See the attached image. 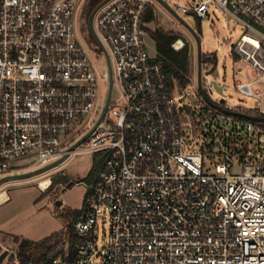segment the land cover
Returning <instances> with one entry per match:
<instances>
[{
    "label": "built area",
    "instance_id": "obj_1",
    "mask_svg": "<svg viewBox=\"0 0 264 264\" xmlns=\"http://www.w3.org/2000/svg\"><path fill=\"white\" fill-rule=\"evenodd\" d=\"M212 2L246 30L230 55L252 68L254 81L236 86L254 107L214 98L217 63L206 58L202 91L197 57L186 85L168 79L144 42L152 0L96 12L105 71L78 38L84 0H0V180L100 155L83 208L52 243L3 245L1 264H264V121L252 119H264V91L253 90L264 85V0H197L178 12L203 22ZM111 74L121 94L101 120Z\"/></svg>",
    "mask_w": 264,
    "mask_h": 264
},
{
    "label": "rangeland",
    "instance_id": "obj_2",
    "mask_svg": "<svg viewBox=\"0 0 264 264\" xmlns=\"http://www.w3.org/2000/svg\"><path fill=\"white\" fill-rule=\"evenodd\" d=\"M84 1V11L79 15L80 18L77 21L78 38L81 44L89 50L99 69L105 71L108 69V63L104 51L88 27L89 15L86 11L90 0ZM195 1L197 0H163L168 8L183 21L182 23L166 7L152 0L156 20L148 23V31L144 39L149 54L151 57L157 56L156 44L151 37V32L159 26L166 32L179 34L182 40L189 43L191 69L193 70L197 48L196 41L185 25L189 26L200 36L202 58H217V65L212 64L210 71L220 86H226L224 92L220 93L212 85L210 90L214 98L225 100L231 106L254 107L257 102L253 98L242 94L236 86L239 83L254 81L252 68L237 59L235 60L230 55L236 41L246 30L233 16L224 12L215 2L209 5L210 15L201 22L199 27L195 16L178 12V7L189 8L195 4ZM199 29L201 33H199ZM253 90L264 91V85L254 84ZM120 94L121 87L116 83L113 88V98L120 97ZM99 160L100 155L98 154L79 153L72 156L55 171L27 179L8 180L2 184L0 193L7 189L9 199L6 203L0 204V248L8 243L11 245L17 243L15 237H23L38 242L53 234H59L64 223L67 220L71 221V218L83 208L87 189L82 182L88 178L95 163ZM59 173L64 174L66 177L59 176ZM50 177H53L52 186L47 192H42L37 183ZM63 179L69 180L74 186L69 188V184L64 182ZM64 189H66L65 192L59 198L62 200L63 206L57 207L55 201ZM97 226L98 243L104 245L109 235V215L104 214L99 217ZM58 230L60 231L57 232Z\"/></svg>",
    "mask_w": 264,
    "mask_h": 264
},
{
    "label": "trees",
    "instance_id": "obj_3",
    "mask_svg": "<svg viewBox=\"0 0 264 264\" xmlns=\"http://www.w3.org/2000/svg\"><path fill=\"white\" fill-rule=\"evenodd\" d=\"M103 0H90L87 5V14L90 15V13L93 11L95 7H97ZM190 15H193V13H189ZM196 17V16H195ZM197 18V17H196ZM155 9L154 6H150L149 11L146 15L145 22L146 23H152L155 21ZM198 25L200 27L201 20L198 19ZM148 31V28H146ZM199 33H201V30L199 29ZM151 37L155 41L156 44V50H157V56L156 61L160 62L163 66L164 73L167 75L168 79L170 81H178L182 85H186L188 83V77L191 73V49L189 46V43L186 44V46L180 50L175 51L172 48V43L175 42L178 39H182V37L179 34L173 33V32H166L159 26L156 28L155 31L151 32ZM205 59V58H204ZM206 60L217 63L216 57H206ZM100 161L95 163L90 176L93 175V173L99 168ZM64 182L69 183L67 179H63ZM74 184H71L69 188H72ZM55 234L51 235L50 237L43 239L42 241L34 242L28 239H20L19 237H15L14 239L16 242L22 241V244L24 247L31 248L33 245H40V247H46L47 245H50L52 241L54 240ZM49 248H51L49 246ZM1 264V263H0Z\"/></svg>",
    "mask_w": 264,
    "mask_h": 264
},
{
    "label": "water",
    "instance_id": "obj_4",
    "mask_svg": "<svg viewBox=\"0 0 264 264\" xmlns=\"http://www.w3.org/2000/svg\"><path fill=\"white\" fill-rule=\"evenodd\" d=\"M110 0H103L97 7H95L93 9V11L90 13L89 17H88V27L91 30V32L93 33L96 41L100 44L99 39L97 38L95 31H94V27H93V22H94V16L96 14V12L106 3H108ZM158 3H160L161 5H163L164 7H166L178 20H180L182 23L183 21L170 9L168 8V6L163 2V0H155ZM188 30L190 31V33L192 34L194 40L196 41V48H197V61H198V80H199V88L202 91V85H201V74H202V70H201V64H202V45H201V40H200V36L199 34L194 31L193 29H191L189 26L185 25ZM110 66V64H109ZM214 86L216 87V89L221 93L222 92V87L218 86L216 83H214ZM112 91H113V78H112V74L110 76V88H109V94H108V99H107V103L104 109V112L102 114L101 120L103 119L105 113L108 110V107L110 105V101H111V97H112ZM229 114H234L231 111H228ZM252 118V117H249ZM253 120H261L264 121V119H258V118H252ZM86 139V137H84L82 140H80L74 147H72L71 150H74V148L79 145L81 142H83ZM64 158L52 163L51 165L42 168V169H38L36 171H32V172H28V173H22V174H17V175H10L8 177L3 178L2 180H0V186L4 183H6L8 180H20V179H27V178H31L34 176H38L41 175L55 167H57L58 165H60L63 162ZM66 189H64L58 196L57 199L55 201V205L57 207H62L63 206V202L60 198V196L62 195L63 192H65ZM7 253L5 252L2 256H0V262H2L4 260V258L6 257Z\"/></svg>",
    "mask_w": 264,
    "mask_h": 264
},
{
    "label": "bare ground",
    "instance_id": "obj_5",
    "mask_svg": "<svg viewBox=\"0 0 264 264\" xmlns=\"http://www.w3.org/2000/svg\"><path fill=\"white\" fill-rule=\"evenodd\" d=\"M47 183L43 184V188L46 189ZM7 199V196L4 192L0 193V201H4Z\"/></svg>",
    "mask_w": 264,
    "mask_h": 264
},
{
    "label": "crops",
    "instance_id": "obj_6",
    "mask_svg": "<svg viewBox=\"0 0 264 264\" xmlns=\"http://www.w3.org/2000/svg\"><path fill=\"white\" fill-rule=\"evenodd\" d=\"M149 25V24H148ZM5 191H6V195L8 196V193H7V189H5ZM9 198V196L7 197V199ZM6 199V200H7ZM6 200H4L3 202H5ZM2 202V201H1ZM2 202V203H3ZM1 204V203H0ZM61 230V229H60ZM60 230H58L57 232H59ZM0 233H1V231H0ZM56 233V232H55ZM21 239H25V238H23V237H20ZM34 242H36V241H34Z\"/></svg>",
    "mask_w": 264,
    "mask_h": 264
}]
</instances>
